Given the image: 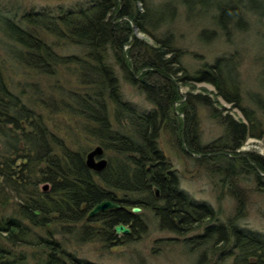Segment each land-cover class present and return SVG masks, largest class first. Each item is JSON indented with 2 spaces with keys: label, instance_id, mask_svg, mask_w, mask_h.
I'll use <instances>...</instances> for the list:
<instances>
[{
  "label": "trees",
  "instance_id": "16d2710c",
  "mask_svg": "<svg viewBox=\"0 0 264 264\" xmlns=\"http://www.w3.org/2000/svg\"><path fill=\"white\" fill-rule=\"evenodd\" d=\"M139 1L88 0L82 6L69 8L61 4L57 10H24L23 14L14 15L0 10L1 26L22 46L12 47L13 55L39 72L53 75L60 66L72 62L56 52L39 28L87 48L86 57L78 56L76 60L81 67L82 87L70 92L69 98L74 101L70 102H78L79 112L90 121L86 125L88 132L97 136L105 149L114 150L105 169L91 168L87 163L89 148L72 146L51 129L44 113L36 111L12 88L4 64L0 63V210L13 208L8 213L0 212V264H101L69 250V243L102 240L110 245L142 234L146 224L134 206L151 208L161 227L176 232L192 229L206 216L214 217L211 205L197 201L180 187L178 172L158 145L159 131L168 119L178 128V140L187 155H196L203 162L226 159L228 177L236 167L245 169L264 189V154L240 151L249 136L262 137L264 133L254 129L260 125L254 110L242 105L241 82L234 62L230 57L217 58L189 76L213 83L219 94L244 111L248 121L219 113L205 94L189 93V99L180 103V113L176 114L174 103L183 100L177 87L183 78L179 74L186 70L176 51L160 50L139 38L132 40L134 23L154 35V26L163 18L149 4L147 11H141ZM243 6L263 10L264 0L217 3L218 24L228 28L233 18L241 21ZM116 15L121 19L115 21ZM128 43L138 51L133 47L126 50ZM140 47L145 51L139 53ZM111 48L133 82L138 77L132 67L144 71L148 82L141 79V84L156 105L151 111L140 112L124 100L117 71L109 65ZM60 91L67 92L62 87ZM196 102L209 106L212 116L225 126L223 135L206 144L200 140ZM46 182L51 186L41 188ZM105 199L125 206L91 216L94 206ZM122 222L132 228L126 236L115 229ZM228 228L234 236L229 252L234 254L232 264H264L263 233L247 230L233 219ZM211 232L208 226L198 236L207 238ZM57 234H62L64 240ZM197 242L196 238L191 243Z\"/></svg>",
  "mask_w": 264,
  "mask_h": 264
},
{
  "label": "rangeland",
  "instance_id": "374dc122",
  "mask_svg": "<svg viewBox=\"0 0 264 264\" xmlns=\"http://www.w3.org/2000/svg\"><path fill=\"white\" fill-rule=\"evenodd\" d=\"M227 1L235 2L140 0L138 6L141 11H147L149 4L163 18L154 26V35L137 27L132 31V40L139 38L151 46L160 47V50L167 48L176 51L177 57L181 59L186 73L179 74L183 78L177 87L183 100L174 103L176 114L180 113V103L189 99V93L194 96L205 94L212 99L219 113H229L238 120L248 121L244 111L219 94L213 83L197 81L189 76L206 63H212L217 58L230 57L241 82L242 105L254 110L260 122L254 129L264 133V8L258 10L243 6L240 10L243 19H230V26L222 28L217 21V3ZM87 3L88 0H0V10L14 15L30 10H57V6L61 4L71 8ZM120 19L116 15L114 20ZM39 30L53 44L59 55L69 57L72 62L60 66L53 75L39 72V69L13 55L11 48L21 45L5 32L0 23V63L4 64L12 88L21 93L36 111L44 113L51 129L62 135L72 146H84L91 150L102 143L97 136L88 132L86 125L90 121L79 112L78 102L72 103L74 101L69 98L70 92L74 93L82 87L81 67H78L76 60L78 56L86 57L87 48L43 28ZM131 47L136 48L132 43L125 45L126 50ZM111 49L109 65L117 71L124 100L136 106L140 112L151 111L156 105L141 84V79L144 78L148 82L144 71L132 67L138 77L137 82H133L127 70L118 62L115 50ZM136 51L138 50L135 49ZM143 51L145 49L140 47L139 53ZM60 87L68 93H61ZM195 105L201 142L206 144L223 135L225 126L212 116L210 107L197 102ZM110 107L113 109L111 116L115 119L114 104ZM124 122L128 124L129 121L126 119ZM163 125L157 142L166 159L178 172L180 187L197 201L211 205L215 209L214 217L206 216L204 221L195 224L192 229L176 232L161 227L155 212L144 207L137 211L141 213L146 224V230L142 234L129 240L112 242L110 245L102 240L77 241L73 245L69 243V250L101 264H232L234 254L229 255V252L233 247L234 236L229 233L228 228L231 219L247 230L258 231L264 235V189L258 187L254 174L236 167L234 173L228 177L225 174L226 159H209L203 162L196 155H187L179 143L178 128L173 126V121L168 119ZM128 129L133 131V128ZM185 139L184 135L183 141ZM105 150L106 157L111 158L114 155V150ZM240 150L264 154V136H249ZM46 184L47 182L42 183L41 188L45 189ZM12 209L11 207L10 210L0 212L8 213ZM208 226L212 232L207 238L198 236ZM120 235L124 236L125 233ZM57 237L64 240L62 234H57ZM227 237L229 239L225 240ZM196 238L199 242L192 244V239ZM203 252L205 254L202 260Z\"/></svg>",
  "mask_w": 264,
  "mask_h": 264
},
{
  "label": "water",
  "instance_id": "95a60500",
  "mask_svg": "<svg viewBox=\"0 0 264 264\" xmlns=\"http://www.w3.org/2000/svg\"><path fill=\"white\" fill-rule=\"evenodd\" d=\"M134 28H137L138 26L134 23L133 24ZM145 79V78H144ZM105 147L102 144H98L94 148H92L88 153H87V163L88 165L98 171H102L105 169L108 164H109V159L108 157L105 156ZM195 154V153H193ZM50 184L47 183L45 185V188H49ZM156 195H160V189L159 187H155ZM125 205L121 202L114 201L112 199H105L98 204L94 206V208L91 210L90 215H94L102 210H107L111 208H122ZM141 206H134L133 210L134 211H139L141 210ZM116 231L118 234L121 233H130L132 231V228L130 225L122 222L116 225L115 227Z\"/></svg>",
  "mask_w": 264,
  "mask_h": 264
},
{
  "label": "bare ground",
  "instance_id": "6f19581e",
  "mask_svg": "<svg viewBox=\"0 0 264 264\" xmlns=\"http://www.w3.org/2000/svg\"><path fill=\"white\" fill-rule=\"evenodd\" d=\"M237 151H238V150H237ZM240 151H241V150H240ZM240 151H239V152H240ZM262 173H263V172H262ZM263 175H264V174H263ZM97 216H98V215H97Z\"/></svg>",
  "mask_w": 264,
  "mask_h": 264
}]
</instances>
